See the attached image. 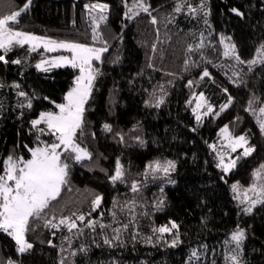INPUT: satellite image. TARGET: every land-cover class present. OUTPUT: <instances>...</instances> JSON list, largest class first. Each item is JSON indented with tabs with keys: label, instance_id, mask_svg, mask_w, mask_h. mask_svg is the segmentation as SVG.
<instances>
[{
	"label": "trees",
	"instance_id": "obj_1",
	"mask_svg": "<svg viewBox=\"0 0 264 264\" xmlns=\"http://www.w3.org/2000/svg\"><path fill=\"white\" fill-rule=\"evenodd\" d=\"M26 0H6L0 3V15L18 10ZM90 0H32L30 9L18 19L16 27L33 32L37 35H47L55 39H70L81 43H91L90 21L85 17L83 5ZM111 5L108 27L104 35L109 41V50L103 54V63L97 62L101 69L91 99L85 113L84 134L81 143L93 153V160L99 167L89 171L87 168L76 166L70 176L71 191L65 188L58 202L53 203V209L59 216L70 215L71 212L90 213L91 218H97L104 211V221L111 220L107 210L112 206L113 197L123 201L131 198L132 193L125 184L113 186L101 169L111 173L117 156L128 169L132 178L144 182V177L137 175L143 165L151 159L166 157L177 161V169L171 174L176 184H165L164 197L166 206L162 211H152L150 202L154 196H159L160 182H145L143 197L149 202L147 216H138L141 236L150 234L151 225L165 223L168 218L175 219L180 225L181 243L175 248L163 244L148 245L139 239L133 242L125 234L124 247L108 248L103 245V238L92 235L88 228H83V235L77 236L75 230L71 236V246L79 248L87 245L86 255L78 254L71 257L69 253H61V245L69 248L63 237L68 230L62 228L47 229L42 221H37L34 231H29L28 239L34 248L29 253L19 257L14 250V242L10 237L0 232V256L11 255L14 259H22L23 264H59L61 258L64 264L73 259L77 264H110L117 260L118 264H184L189 255V249L206 245V252L201 257H207L206 264H223L224 241L227 234L237 224L251 229L244 242V258L247 264H264V208L257 206L251 216H238L235 202L231 199L229 185L240 181L247 185L250 173L254 167L264 161V137L251 116L244 111L250 88L264 93V77L256 75L264 71L257 68L249 74L248 87H235L229 83L224 72L207 64L212 78L205 77L197 80L202 68H191L183 71L185 49L189 43L199 40V33H212V39L218 40V33L231 36L242 58L248 59L254 52L257 43L264 39V0H205L209 9L208 22L211 29L204 24L203 13L197 18L186 16L184 13H172V22H167L168 13L172 12L175 0H149L153 9L152 15L158 23L153 25L145 13L133 21L122 20L123 6L120 0H101ZM197 4L199 0H191ZM131 3V0H129ZM231 7H237L244 13L243 17L230 12ZM122 39L114 38L120 37ZM156 43V51L151 45ZM219 49V44L216 45ZM37 50L31 54L27 46L16 47L7 54V59L19 58L22 63L5 65L0 62V82L8 87L0 88V103L4 110L0 111V156L7 155L16 142V132H22V142H30L27 132V120L43 107H51L42 97L48 95L58 102L63 91L70 85L74 70L71 67L57 68L51 72L41 73L35 70L33 63L40 57ZM120 56L118 63H111L115 55ZM205 54L215 63L219 60V52L213 53L205 49ZM153 58L154 68L146 66L148 57ZM192 59H199L198 53H193ZM27 60V62H24ZM167 73H174L170 76ZM196 80L193 89L185 87L187 80ZM171 80L169 86L167 81ZM15 81L21 89L30 95L35 91L40 99L34 100L35 110L29 113L25 109L23 121L18 119L19 109L13 108L16 97L10 85ZM132 81V83H129ZM164 84L168 92L165 102L160 108L145 107L143 101L153 85ZM227 88L228 92L222 91ZM145 89L148 91L146 92ZM204 92L214 108H220L232 95L234 102L213 119L212 115L203 118V123L197 125L191 109L185 106V100L190 91ZM111 123L114 129L129 131L133 124L139 122L137 134L145 140L141 147L129 137L126 143L120 144L112 135L103 132L101 125ZM230 125V130L239 135L246 133L255 151L246 158L238 161L237 167L228 174L227 183L221 181L222 173L215 168L213 154L207 148V143L217 139L216 132L224 124ZM195 128L196 131L191 129ZM95 133V138L92 133ZM46 139V137H45ZM240 152V151H237ZM79 189V191H77ZM87 190V191H85ZM92 194H102L100 208L91 211ZM89 217L86 215V220ZM201 218L206 223H201ZM121 219H125L121 216ZM80 223L79 221L77 222ZM55 232V236L51 233ZM130 231V230H129ZM111 234V233H107ZM170 238V237H169ZM51 239L53 245L47 244ZM93 240L96 243H93Z\"/></svg>",
	"mask_w": 264,
	"mask_h": 264
},
{
	"label": "snow or ice",
	"instance_id": "obj_2",
	"mask_svg": "<svg viewBox=\"0 0 264 264\" xmlns=\"http://www.w3.org/2000/svg\"><path fill=\"white\" fill-rule=\"evenodd\" d=\"M120 2L123 6L122 20L131 22L141 13H145L150 18L151 24L158 23L157 17L152 15L153 9L149 0H131V3L129 0H120ZM0 3H6V0H0ZM31 3L32 0H26L18 10L0 15V62L5 65L9 63L20 65L22 61L19 58L9 61L6 57L14 48L26 45L29 54L43 48V51L39 53L41 58L34 65L37 71L47 73L54 68L67 66L74 70V75L67 90L63 91L59 102L48 95L42 97L43 101H47L51 107L41 108L27 120L30 142H22V132L18 129L16 142L7 155L0 156V232L11 238L14 242L15 253L19 257L33 250L34 245L29 241L27 234L35 230L37 221H42L43 226L49 230L60 231L62 228L68 230L69 234L63 237V241L68 242L69 248L65 249L61 245L60 252H70L71 257H76L78 254L86 255L89 251L87 245L81 244L79 248L71 246L73 230L79 236L84 234L83 228H88L91 234L95 235L96 228L99 227L103 245L108 248L124 247L126 233L133 242L139 239L144 244H163L166 247L175 248L181 243L180 225L175 219L168 218L165 223L159 225L153 222L150 234L146 236H141L137 219L138 216L148 215V211H138V209L149 207V202L143 197L145 182L149 178L160 182L159 196H154L150 202L151 210L162 211L165 208L163 186L176 184L171 176L177 169V161L174 159L158 157L148 160L143 165L142 171L137 173L144 177V182L135 178L129 180L130 173L119 156L115 159L114 170L111 173L106 169H101L113 186L125 184L132 193L131 198H125L123 201L118 197H113L112 206L107 210L111 220L107 223L103 219L104 211L100 212L99 217L91 218L90 213L77 211L71 212L70 215H63L61 211L58 216L53 209V203L58 202L62 191L65 188L71 191L70 176L77 165L89 171L99 167L98 163L93 160V153L81 143L80 137L84 134L87 104L94 91L95 82L101 74V69L96 64L97 62L103 63V54L109 50V41L104 35V28L108 27L111 5L101 0H90L89 3L83 5L85 17L90 21L91 43H81L70 39H55L47 35H37L16 27L18 19L30 9ZM229 11L240 17L244 15L237 7H231ZM172 13H184L192 18H197L199 13H203L204 24L208 29L212 27L207 19L209 9L205 0H199L197 4L192 3L191 0H175L172 12L168 13L167 22H172ZM217 36L218 40L212 39L211 32H208L206 36L204 31H201L199 40L187 45L183 71L202 68L197 80L205 77L211 79L212 74L204 65L213 64L214 67L224 72L233 86L248 87L246 77L255 73L257 68L264 69V39L256 44L251 57L245 59L239 54L237 45L231 36H226L224 33H218ZM114 38L122 39V36ZM217 43L219 49L216 47ZM151 47L155 52L156 43H153ZM205 49H211L213 53L219 52V60L214 63L205 54ZM54 52L61 54L48 55ZM193 53H198L199 59H192ZM119 60L120 56L117 54L111 63H118ZM152 61L153 58L149 56L146 64L148 68L155 67ZM255 74L264 77V71ZM167 75L175 74L167 73ZM196 82V80L189 79L185 87L193 89ZM167 83L169 86L172 85L171 80ZM5 87L8 85L0 82V88ZM10 87L17 98L12 107L20 110L17 118L23 121L25 109L29 113L36 111L33 102L40 99V95L35 91L30 95L15 81ZM145 91L148 90L145 89ZM222 91L227 93L228 89L223 88ZM167 96L168 92L163 83L153 85L152 91L148 92L143 103L148 108H160ZM233 102L234 98L229 94L227 102L220 105L219 111H214V105L204 92L191 90L185 100V106L191 109L196 124L201 125L203 117L212 114L214 119ZM3 110L4 105L0 103V111ZM244 111L253 118L260 135L264 137V93L250 88ZM101 128L120 144L126 143L125 137L127 136L139 146H145V140L137 134L139 122L133 124L127 133L114 129L113 125L108 122H104ZM191 130L196 131L195 128ZM92 135L95 138L94 132ZM216 137L217 139L211 143L206 141L207 148L213 154L215 168L222 173L219 179L227 183L226 178L231 170L237 167L241 158L249 157L255 151V146L250 144V138L246 133L234 134L227 123L219 127ZM238 149L241 151L237 152ZM233 153L236 155L234 156ZM229 191L232 201L235 202L238 216L253 215L257 206L264 208V161L251 170L250 181L246 186L238 180L233 181L229 185ZM102 200V194H92L90 201L92 212L100 208ZM86 215L89 217L87 220ZM121 216L125 219L122 220ZM201 223L205 224L206 219L201 218ZM251 227V225L247 228L240 227L237 224L229 231L224 241L223 264H247L243 246ZM51 234L55 236L56 233L53 231ZM93 243L96 241L93 240ZM47 244L53 245V241L49 239ZM206 250V245L203 244L200 245V250L191 247L184 264H206V256L203 261L201 260ZM0 264H23V261L7 255L0 256ZM59 264H64L63 257ZM69 264H77V262L69 259ZM110 264H118V261L112 260ZM212 264H217V262L213 260Z\"/></svg>",
	"mask_w": 264,
	"mask_h": 264
},
{
	"label": "rangeland",
	"instance_id": "obj_3",
	"mask_svg": "<svg viewBox=\"0 0 264 264\" xmlns=\"http://www.w3.org/2000/svg\"><path fill=\"white\" fill-rule=\"evenodd\" d=\"M37 50H40L41 52L43 51V48H40V49H37ZM58 54H61L60 52H54V53H50V54H48V55H58ZM40 59V58H39ZM38 59V60H39ZM38 60H36V61H38ZM36 61L33 63V67H34V65H35V63H36ZM67 67V66H66ZM35 68V67H34ZM61 68H64V67H61ZM54 69H57V68H54ZM54 69H52V70H54ZM36 70V69H35ZM37 71V70H36ZM38 72H41V71H38ZM41 73H45V72H41ZM214 111H219V108L218 109H216V108H214ZM209 115H212V114H209ZM209 115H207V116H209ZM206 117V116H205ZM204 118V117H203ZM237 151H241L240 149H238ZM233 155L235 156L236 155V153H233Z\"/></svg>",
	"mask_w": 264,
	"mask_h": 264
}]
</instances>
